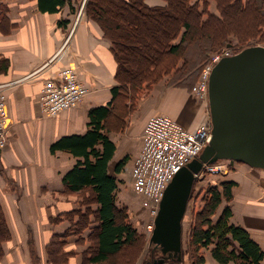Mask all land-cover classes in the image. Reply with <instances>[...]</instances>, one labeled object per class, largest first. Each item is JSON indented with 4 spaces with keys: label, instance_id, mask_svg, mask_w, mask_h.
<instances>
[{
    "label": "crops",
    "instance_id": "0c3cea01",
    "mask_svg": "<svg viewBox=\"0 0 264 264\" xmlns=\"http://www.w3.org/2000/svg\"><path fill=\"white\" fill-rule=\"evenodd\" d=\"M85 1L0 0V87L7 109V145L0 150V206L11 233L3 244L0 264H49L45 246L50 237L71 228L65 214L80 210L81 205H95L85 202L90 197L88 190L71 192L63 182L79 158L61 149L51 150L61 138L87 132L89 110L107 107L117 83L111 42L85 15ZM143 1L149 6L166 4L165 0ZM213 4L208 9L214 14ZM65 67L75 71L88 92L75 107L46 116L40 109V87ZM162 87L161 83L154 85L134 113H126L128 104L121 96L112 102L104 133L114 144L107 173L117 187L122 172L128 171L140 152L149 117L166 115L193 129L205 112L209 115L207 100L205 106L183 88L168 86L161 93ZM119 99L122 110L117 106ZM228 165L230 170L220 181L233 182L230 222L246 230L264 255V169L232 160ZM129 192V201L141 198ZM77 240L70 231L64 249L74 255L65 264H81L86 246ZM203 249L205 264H218L210 248Z\"/></svg>",
    "mask_w": 264,
    "mask_h": 264
},
{
    "label": "trees",
    "instance_id": "16d2710c",
    "mask_svg": "<svg viewBox=\"0 0 264 264\" xmlns=\"http://www.w3.org/2000/svg\"><path fill=\"white\" fill-rule=\"evenodd\" d=\"M165 1L164 6H149L143 0L85 1V15L100 26L111 42L117 83L107 107L89 110L88 130L84 135L63 137L51 147L52 151L61 149L79 158L64 175L63 182L71 192L88 190L90 197L85 202L95 203L84 211L65 214L71 223L70 230L52 235L46 245L48 261L53 264H62L73 255L72 251L64 249L65 239L70 231L77 235L78 242L85 239L82 234L86 226L92 229L86 238L93 246L90 245L88 254L83 257V264H116L119 254L122 262L117 264H126L123 263L126 260L130 264L142 245L140 234L126 220L125 207L115 203L116 180L107 173L114 144L104 132L115 97L121 96L126 101L144 84L150 86L171 72L186 73L205 56L203 43L208 41L206 45H214L227 40L226 34L232 33V19L238 15H249L244 22L251 29L264 23V0H216L226 14V21L208 11L206 0ZM191 52L195 57L190 56ZM119 101L117 106L122 110V101ZM232 186L231 181H220L205 188L203 206L191 220L186 248L188 253L190 250L197 252L196 262L203 261L198 250L211 246V255L218 264H261L264 255L258 244L246 230L230 222L232 211L228 203L232 199ZM224 202L214 220L213 216ZM74 215L77 216L75 220ZM10 238L0 206V260L4 254L2 245ZM182 253L180 260L172 259L171 263L182 264ZM154 259L152 257L148 264Z\"/></svg>",
    "mask_w": 264,
    "mask_h": 264
},
{
    "label": "water",
    "instance_id": "95a60500",
    "mask_svg": "<svg viewBox=\"0 0 264 264\" xmlns=\"http://www.w3.org/2000/svg\"><path fill=\"white\" fill-rule=\"evenodd\" d=\"M211 137L197 158L176 171L154 220L151 241L163 251L152 264L180 260L182 220L196 174L221 159L264 169V46L221 57L208 77Z\"/></svg>",
    "mask_w": 264,
    "mask_h": 264
},
{
    "label": "built area",
    "instance_id": "2783aa9c",
    "mask_svg": "<svg viewBox=\"0 0 264 264\" xmlns=\"http://www.w3.org/2000/svg\"><path fill=\"white\" fill-rule=\"evenodd\" d=\"M223 56H229V54L218 57L210 67L203 70L204 82L194 87L196 91H203L207 96L208 77L214 64ZM87 92L86 86L79 81L75 71L70 67H65L56 77L45 79L42 82L38 96L41 112L46 116H54L60 111L75 107ZM210 137L209 115L208 121L200 123L193 129L185 128L166 115L155 114L147 119L142 133L140 152L133 158L128 169L131 191L142 198L141 207L149 212V216L153 215L142 231L152 233L154 217L157 215L155 212H158L168 183L178 169L200 155ZM6 145V96L0 87V150ZM229 162L230 160L221 159L204 165L202 170L196 174V179L202 177L205 172H225L227 167L225 164Z\"/></svg>",
    "mask_w": 264,
    "mask_h": 264
},
{
    "label": "rangeland",
    "instance_id": "374dc122",
    "mask_svg": "<svg viewBox=\"0 0 264 264\" xmlns=\"http://www.w3.org/2000/svg\"><path fill=\"white\" fill-rule=\"evenodd\" d=\"M206 2H207V9L209 8L210 2L214 3L213 5L216 9V13H214V14L217 17H219L221 20L226 21V14H224V12H222L220 10L216 0H206ZM201 4H202V2H201ZM208 11L210 12L209 9H208ZM245 14L246 15H244V16L238 15L237 17L232 19V21H233L232 25L233 26H230L232 28L231 29L232 33H227L226 34L227 40H224V42L228 41L227 44L224 42H221V43H215L214 45H206L209 42L204 41L205 43H203L202 47L206 48L204 51L205 56H202V58L196 64L195 67H193L192 69H189V70L186 69V70H188V71H186V73H182V71H175L174 73L171 72L170 74L165 75L164 77L160 78L158 81L152 83L150 86L149 85L145 86V84H144L140 88V90H138L135 93L133 98L126 100L127 104L129 105V106L127 105V107H126V113H127V110H129L130 113H132V112L134 113V112L139 111L140 107H141V106H139V104L141 103V101L143 99H145L151 93V90L154 87V85H156L158 83L159 84L161 83V85L164 86L161 88V93H164L165 88L168 86L183 88L184 90H186V92L188 94L192 95V97L194 98L195 101H197L198 103L204 104L206 106V100H207L206 94L203 93V91L198 92L194 89V87L196 85H198V84L202 85L201 82H204V77L202 76L203 70L206 67L207 68L210 67L218 57L225 55L226 53H228L229 55L234 54V53L238 52L239 50H241L242 48L247 47V46H253V45L264 46V23L260 22V24L256 27V29L248 28L249 26L245 25L244 20L248 19L249 15L247 13H245ZM245 26H247V27H245ZM234 33H237V34H234ZM192 54L193 53L191 52L190 56L195 57L194 55L192 56ZM180 64H181V62L179 63V67H181ZM207 104H208V101H207ZM208 112H209V110H208ZM198 121L199 122L197 125H199L200 123L208 121V113L205 112L202 115V117H200V119ZM225 165L227 166L225 172H220V173L219 172L218 173L217 172L216 173L205 172L202 175V177L197 178L194 181L192 192H191L188 204H187V209H186V212L184 214L183 221H182L184 224L183 229H182V242H181V245H182L181 246V252H183L182 253L183 254L182 264H205L206 263L205 258H204V254H207V253H206V250L204 251L203 248L198 250V254L203 256V261L200 263L196 262L197 252H195L194 250H190V253L187 252L186 248L188 247L187 244L189 241V229H190L191 220L193 219L194 214L197 211H199L203 206L202 197L204 196L205 188L209 185L219 184L223 175H225L230 170V166H228V164H225ZM129 190L131 191V184H130V178H129L128 171L126 170V171L122 172L121 179L118 181V187L116 190L117 205L119 207H125L124 211H125V215H126V220L131 223V225L140 234L141 240H143L142 245L140 246V249L138 250V254H137L138 256L136 255V257L134 258L133 261L130 259V264H148V262L151 261L152 257H155V259L159 258L160 255H162L163 251L160 249L161 247H159V246L156 247L155 244L151 241L152 233L149 234L146 231H142V228L144 227V225L147 222L149 223L151 221L153 215L150 217L149 212L144 210L141 207L142 198L138 199V197H135V199H133L134 201H129L132 198ZM132 195H133V193H132ZM228 204H230V202ZM224 205H225V202H224ZM84 210H85V207L83 205H81V209L78 211H84ZM218 210H220V212H221L220 207L218 208ZM218 215L216 213V215L213 216V219L215 220ZM188 219L190 220V222L187 224ZM134 221H139V222L135 223ZM90 224L92 225L91 227L95 226L92 214H91V223ZM187 227H188V233L186 234ZM89 229L92 230L91 228H88L86 226V228L84 230V233L86 232L85 233L86 235L83 236L84 233L82 234V236L85 237V239H81L80 242H78V240H77V243H83L86 246L84 252L82 253L81 264H83V260H84L83 257H85V255L88 254V251L90 249V245H91V247L93 246V243L90 240H88V237L86 238V236L90 232ZM208 248H210V252H211V246H209ZM45 250H46V246H45ZM46 253H47V251H46ZM133 254H132V256H133ZM73 255H74V253H73ZM3 256H4V254H3ZM47 257H48V255H47ZM68 258L66 261H68ZM172 259H173L172 257L171 258L168 257V259H166L167 261L164 262L163 264H172L171 263ZM116 260L118 261L117 263H121L122 262L121 261L122 255L119 254L115 258L114 263H116ZM126 261H124L123 263L127 264ZM48 263L53 264L49 261H48ZM62 264H65V262Z\"/></svg>",
    "mask_w": 264,
    "mask_h": 264
},
{
    "label": "bare ground",
    "instance_id": "6f19581e",
    "mask_svg": "<svg viewBox=\"0 0 264 264\" xmlns=\"http://www.w3.org/2000/svg\"><path fill=\"white\" fill-rule=\"evenodd\" d=\"M206 98H207V96H206ZM207 120V119H206ZM158 208V207H157ZM156 211H157V209H156ZM155 213H157V212H155Z\"/></svg>",
    "mask_w": 264,
    "mask_h": 264
}]
</instances>
